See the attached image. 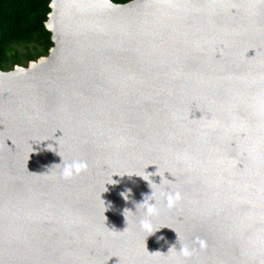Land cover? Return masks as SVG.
<instances>
[{"label": "water", "instance_id": "water-1", "mask_svg": "<svg viewBox=\"0 0 264 264\" xmlns=\"http://www.w3.org/2000/svg\"><path fill=\"white\" fill-rule=\"evenodd\" d=\"M51 9L50 54L0 69V264H264V0Z\"/></svg>", "mask_w": 264, "mask_h": 264}, {"label": "trees", "instance_id": "trees-1", "mask_svg": "<svg viewBox=\"0 0 264 264\" xmlns=\"http://www.w3.org/2000/svg\"><path fill=\"white\" fill-rule=\"evenodd\" d=\"M127 4L135 0H112ZM53 0H0V69L6 70L4 58L15 46H33L27 62L37 61L50 54L54 47L52 33L46 23L52 13ZM17 61L14 65H21Z\"/></svg>", "mask_w": 264, "mask_h": 264}, {"label": "clouds", "instance_id": "clouds-1", "mask_svg": "<svg viewBox=\"0 0 264 264\" xmlns=\"http://www.w3.org/2000/svg\"><path fill=\"white\" fill-rule=\"evenodd\" d=\"M61 166H62V176L64 179H72L74 178V176L81 175L84 172H87L89 169V166L86 161H74L71 163L63 162ZM149 183L153 190V184L155 183L152 182ZM121 195L127 201L131 196V190L128 189L125 192L121 193ZM160 195H163L166 198L169 208H174L183 199V195L179 191L161 192ZM156 196L157 193L153 190V194L151 196H145L144 202L142 204L137 205V208L138 206H141L145 210V219H143L140 223L142 230H144L148 235H152L159 230L155 227L151 219L157 216L159 211V209L157 208V201L155 199ZM129 212L131 211L125 210L124 212L126 220H127V213ZM161 239L164 238L161 237ZM197 243L200 245L202 249L207 247L206 242L203 240H197ZM176 252H177L176 248L173 247L169 255L174 254ZM179 254L182 255L184 258H190L193 255V249H191L188 245H181V250L179 251Z\"/></svg>", "mask_w": 264, "mask_h": 264}, {"label": "rangeland", "instance_id": "rangeland-1", "mask_svg": "<svg viewBox=\"0 0 264 264\" xmlns=\"http://www.w3.org/2000/svg\"><path fill=\"white\" fill-rule=\"evenodd\" d=\"M31 49H33V46L21 45V46H15L12 50H10L7 53L6 57L4 58V64L6 68L5 71L6 72L13 71L18 66L23 67V68H29L32 62L28 63L26 58ZM17 61H22V64L15 66L14 64ZM33 62H36V61H33Z\"/></svg>", "mask_w": 264, "mask_h": 264}]
</instances>
